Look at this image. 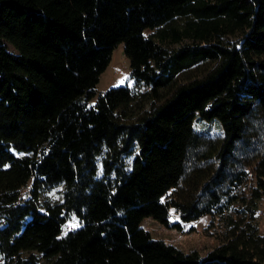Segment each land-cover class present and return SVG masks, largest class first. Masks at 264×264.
Returning a JSON list of instances; mask_svg holds the SVG:
<instances>
[{"label":"trees","instance_id":"obj_1","mask_svg":"<svg viewBox=\"0 0 264 264\" xmlns=\"http://www.w3.org/2000/svg\"><path fill=\"white\" fill-rule=\"evenodd\" d=\"M186 12L197 22L166 30ZM168 36L190 43L167 50ZM120 44L139 97L95 92ZM195 119L217 120L223 138L210 178L180 201L172 191L202 149ZM59 184L62 201L41 211ZM259 200L264 0H0L1 264H264ZM239 201L242 217L203 257L140 227L151 217L182 231ZM70 215L80 227L62 234Z\"/></svg>","mask_w":264,"mask_h":264},{"label":"rangeland","instance_id":"obj_2","mask_svg":"<svg viewBox=\"0 0 264 264\" xmlns=\"http://www.w3.org/2000/svg\"><path fill=\"white\" fill-rule=\"evenodd\" d=\"M188 20L197 22V19L188 12L176 15L175 19L170 23V25H168L166 30H169L170 28L181 30L183 28V23ZM150 32L151 31H146L145 33ZM171 39L172 37L168 36L166 38L167 42H164L167 50H172L181 44L190 43L189 40H185L178 44L171 42ZM225 40L229 42L235 41L233 38H226ZM7 48L9 52L15 53L14 49L10 45H8ZM111 59L112 60L109 62L105 71L100 75L99 82L95 86L96 94L103 92L107 88L121 85L133 88L138 97L139 94L147 90V88L143 86L136 87L130 77L129 62L123 53L122 44L113 50ZM209 65L212 66V64ZM201 68H204V65ZM193 71L195 73L198 72L196 69ZM90 103L92 104L93 100H91ZM142 106L145 110L149 109L150 103H144ZM136 107L137 106H135V108ZM135 112H132L135 116L140 114L138 111L137 113ZM192 129L194 133L202 136L198 143V147L202 149L198 152V157L196 158L195 163L192 162L190 164V167L186 171L180 184L172 191L180 201H187L193 196V194L198 193L203 184L210 178L215 170V155L223 138L222 130L217 120L207 121L204 119H195L193 121ZM131 161L132 155L125 159L127 167L131 165ZM248 174L251 176V169H248ZM27 190L28 187L21 190L22 198H28ZM62 192V184L43 191L38 197V203L42 205L40 208L41 211L44 210V205L47 203L61 202ZM235 208L245 210V205L241 204L240 201L236 202L234 203L232 209L225 212L222 217L215 218L210 215H205L197 221L184 224L182 231L165 228L151 217L143 218L140 222V227L147 230L154 239L162 240L184 253L195 251L198 256L203 257L211 249L218 246L223 240L226 229L225 223L231 220V218L237 220L242 217V214H238L234 211ZM170 215L172 220L178 219L173 210H170ZM255 220L258 224L260 233H263L264 200L258 201V206L255 211ZM78 227H80L79 220L74 215H70L66 223L62 226V234H65L68 230L76 229ZM28 255V252L22 253L23 257ZM39 262L40 264L48 263L46 260L41 259ZM1 263H3V260L0 258V264Z\"/></svg>","mask_w":264,"mask_h":264}]
</instances>
